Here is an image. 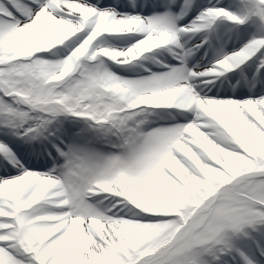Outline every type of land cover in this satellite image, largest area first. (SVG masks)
I'll list each match as a JSON object with an SVG mask.
<instances>
[{"label":"snow or ice","instance_id":"1","mask_svg":"<svg viewBox=\"0 0 264 264\" xmlns=\"http://www.w3.org/2000/svg\"><path fill=\"white\" fill-rule=\"evenodd\" d=\"M0 264H264V0H0Z\"/></svg>","mask_w":264,"mask_h":264}]
</instances>
